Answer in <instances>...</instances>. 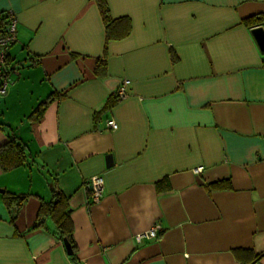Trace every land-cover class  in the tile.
I'll return each instance as SVG.
<instances>
[{
    "label": "crops",
    "instance_id": "1",
    "mask_svg": "<svg viewBox=\"0 0 264 264\" xmlns=\"http://www.w3.org/2000/svg\"><path fill=\"white\" fill-rule=\"evenodd\" d=\"M106 2L124 39L106 43L96 0H0L16 18L0 145L27 155L0 168V264H74L51 215L33 227L56 191L79 264H264V52L243 21L264 26V0Z\"/></svg>",
    "mask_w": 264,
    "mask_h": 264
},
{
    "label": "trees",
    "instance_id": "2",
    "mask_svg": "<svg viewBox=\"0 0 264 264\" xmlns=\"http://www.w3.org/2000/svg\"><path fill=\"white\" fill-rule=\"evenodd\" d=\"M103 24L105 26V35H106V43L109 41L121 40L127 37L130 33L131 23L128 17H113L110 13L109 6L106 0H96ZM6 15H3L0 18V27L5 23ZM262 18H246L244 19L245 24H250V27H255L261 25ZM250 28V29H251ZM102 61H97V65L95 71L100 73L102 71ZM52 95L47 97L45 100L41 101L38 106L32 111L30 114L32 119H38L49 101L52 100ZM112 101L114 100L111 97ZM111 101V102H112ZM27 159V155L25 152V147L23 143L18 141L16 137L10 136L7 141L0 145V168L2 170H10L12 168L23 165ZM213 182L210 184V187L213 188H227L230 186L229 181ZM158 190H168L169 185L167 179L161 180L156 184ZM16 198L18 200L16 204L15 211H18L19 205L22 202L24 196L22 195H9L6 198L7 204L10 206V202ZM40 214L51 215L56 224V233L59 239L66 238L71 244L72 250L74 251V243L72 239V229H71V221L66 212V200L64 196L56 191L54 193L53 199L49 202H43L37 217V220L33 224V227L38 226L43 223V218L40 217ZM74 264H79L74 257V253L69 255Z\"/></svg>",
    "mask_w": 264,
    "mask_h": 264
},
{
    "label": "built area",
    "instance_id": "3",
    "mask_svg": "<svg viewBox=\"0 0 264 264\" xmlns=\"http://www.w3.org/2000/svg\"><path fill=\"white\" fill-rule=\"evenodd\" d=\"M16 41V18L13 12L9 11L6 14L5 23L0 27V95L6 92V88L10 83V75L15 71L13 66H10L8 51ZM129 80H123L121 86L115 90L113 97L117 100L124 98L127 95L126 87ZM107 125L116 129L117 124L114 120H109ZM202 166L195 169L197 173L201 172ZM89 199L92 203L98 202L103 194L104 179L100 175H94L89 178ZM160 226L155 224L147 230L135 235V240L140 242L142 238H153L157 236Z\"/></svg>",
    "mask_w": 264,
    "mask_h": 264
},
{
    "label": "water",
    "instance_id": "4",
    "mask_svg": "<svg viewBox=\"0 0 264 264\" xmlns=\"http://www.w3.org/2000/svg\"><path fill=\"white\" fill-rule=\"evenodd\" d=\"M250 32L255 40V42L257 43L259 49L261 52H264V26L259 25V26H255L252 27L250 29ZM108 160H110V156H107ZM63 244L65 247V250L67 252L68 255H71L73 253L71 244L69 243V241L66 238H63Z\"/></svg>",
    "mask_w": 264,
    "mask_h": 264
}]
</instances>
